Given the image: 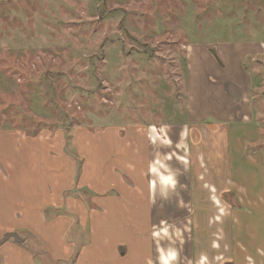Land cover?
Masks as SVG:
<instances>
[{"label": "crops", "instance_id": "obj_1", "mask_svg": "<svg viewBox=\"0 0 264 264\" xmlns=\"http://www.w3.org/2000/svg\"><path fill=\"white\" fill-rule=\"evenodd\" d=\"M255 20L247 23L249 37L180 45L184 121L79 126L70 136L61 128H0V264H163L173 252L169 264H201L204 255L194 260L190 163L177 150L198 143L224 167L222 178L210 176V191L223 183L215 202L230 218L232 208L242 209L241 241H233L231 219L215 264H264V206L248 201L263 198L245 191L239 203L229 193L231 127L242 126L235 150L244 156L258 141L264 165V15ZM162 156L167 174L157 166ZM241 171L249 183L250 171L243 164Z\"/></svg>", "mask_w": 264, "mask_h": 264}, {"label": "rangeland", "instance_id": "obj_2", "mask_svg": "<svg viewBox=\"0 0 264 264\" xmlns=\"http://www.w3.org/2000/svg\"><path fill=\"white\" fill-rule=\"evenodd\" d=\"M262 4L264 0H0V128H61L70 136L79 126L93 131L111 124L184 121L180 45L249 37L247 23H260L255 19L264 15ZM241 127L230 128L229 193L239 203L245 191L260 193L263 199L250 196L248 201L264 206L258 141L244 156L234 148ZM191 133L193 143L199 135L192 139ZM158 143L164 147V141ZM198 144L177 150L190 163L194 260L202 254L201 264H215V255L226 252L231 219L233 241H241L242 209L232 208L230 218L229 208L215 202L223 183L217 181L218 189L210 191V176L223 177L224 167L209 153L203 156L200 150H206ZM163 159L157 166L167 174L162 161L169 159Z\"/></svg>", "mask_w": 264, "mask_h": 264}, {"label": "clouds", "instance_id": "obj_3", "mask_svg": "<svg viewBox=\"0 0 264 264\" xmlns=\"http://www.w3.org/2000/svg\"><path fill=\"white\" fill-rule=\"evenodd\" d=\"M155 170H156L155 168L152 169L153 172ZM161 179H162V182L164 184H166V185H170V186H174L175 185V180L172 177H170V176L167 177V178L162 177ZM175 258H176V253L173 252V253L170 254L168 259H165L163 261V264H169V260H174Z\"/></svg>", "mask_w": 264, "mask_h": 264}, {"label": "water", "instance_id": "obj_4", "mask_svg": "<svg viewBox=\"0 0 264 264\" xmlns=\"http://www.w3.org/2000/svg\"><path fill=\"white\" fill-rule=\"evenodd\" d=\"M11 236H13L14 237V235L12 234Z\"/></svg>", "mask_w": 264, "mask_h": 264}, {"label": "bare ground", "instance_id": "obj_5", "mask_svg": "<svg viewBox=\"0 0 264 264\" xmlns=\"http://www.w3.org/2000/svg\"><path fill=\"white\" fill-rule=\"evenodd\" d=\"M204 257H202V259H203Z\"/></svg>", "mask_w": 264, "mask_h": 264}]
</instances>
